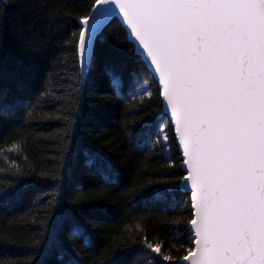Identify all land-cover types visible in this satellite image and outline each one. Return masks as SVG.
<instances>
[{
  "label": "trees",
  "instance_id": "obj_1",
  "mask_svg": "<svg viewBox=\"0 0 264 264\" xmlns=\"http://www.w3.org/2000/svg\"><path fill=\"white\" fill-rule=\"evenodd\" d=\"M93 3L0 0V264H177L191 254V196L151 194L185 174L182 155L119 19L81 68L73 34Z\"/></svg>",
  "mask_w": 264,
  "mask_h": 264
},
{
  "label": "snow or ice",
  "instance_id": "obj_2",
  "mask_svg": "<svg viewBox=\"0 0 264 264\" xmlns=\"http://www.w3.org/2000/svg\"><path fill=\"white\" fill-rule=\"evenodd\" d=\"M109 17L139 48L157 94L167 90V123L183 124L186 174L151 194L191 196V264H264V0H94L73 34L82 68ZM112 86L120 91L121 79L112 75ZM94 162L90 154L86 165Z\"/></svg>",
  "mask_w": 264,
  "mask_h": 264
},
{
  "label": "water",
  "instance_id": "obj_3",
  "mask_svg": "<svg viewBox=\"0 0 264 264\" xmlns=\"http://www.w3.org/2000/svg\"><path fill=\"white\" fill-rule=\"evenodd\" d=\"M120 7H128L127 5H123V6H120ZM114 18H117V19H119V17H109V20L106 22V25L112 20V19H114ZM120 20V19H119ZM121 22V21H120ZM129 36V35H128ZM129 39H130V41L131 42H133L132 41V39L130 38V36H129ZM134 43V42H133ZM136 46V45H135ZM136 51H137V53L139 54V48L136 46ZM140 55V54H139ZM141 56V55H140ZM91 57H92V54H91ZM142 57V59H143V61L147 64V61L145 60V58L143 57V56H141ZM91 61V60H90ZM89 64H90V62L87 64V66H85V67H81L82 68V70L83 71H86L87 69H88V67H89ZM147 66L149 67V65L147 64ZM149 69H150V67H149ZM168 95V93H167V90H165V94H164V96L162 97V100H164L165 99V97ZM164 112H165V110H164ZM169 116V119H171V115H168ZM172 125V127H173V129H174V133H175V136H176V139H177V136H180V139H183V124L179 121V118H177V123L174 125V124H171ZM177 127H179L180 128V132L178 133L177 132ZM180 139H177V143H178V147H179V150H180V152H181V149H180ZM186 174V173H185ZM190 179H191V177H190ZM191 200H192V198H191ZM195 202L197 203V207H199V193H197V196H196V199H195ZM197 223H199V219H198V216H197ZM194 247H195V245H194ZM195 255H197V253H191V254H189L188 255V257H189V259L188 260H185V261H183V264H191V259H192V257L193 256H195ZM177 264H181V261H179Z\"/></svg>",
  "mask_w": 264,
  "mask_h": 264
}]
</instances>
